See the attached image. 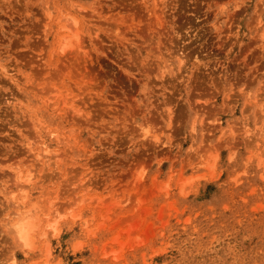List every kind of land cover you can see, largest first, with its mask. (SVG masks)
I'll return each instance as SVG.
<instances>
[{"label":"rangeland","instance_id":"374dc122","mask_svg":"<svg viewBox=\"0 0 264 264\" xmlns=\"http://www.w3.org/2000/svg\"><path fill=\"white\" fill-rule=\"evenodd\" d=\"M0 264H264V0H0Z\"/></svg>","mask_w":264,"mask_h":264},{"label":"bare ground","instance_id":"6f19581e","mask_svg":"<svg viewBox=\"0 0 264 264\" xmlns=\"http://www.w3.org/2000/svg\"><path fill=\"white\" fill-rule=\"evenodd\" d=\"M68 19L70 15L65 16ZM59 41V40H58ZM57 42V40H56ZM50 151L44 147V149L40 151H33L32 154L37 162H39L41 165L44 164V161H47V157ZM24 181H29L28 177ZM16 206L21 205L23 208H25L24 202L20 201L19 203L15 202ZM37 208L34 207L31 209L29 207V210L24 209L22 211L15 210L13 219H11V229L13 232V238H16L17 240L21 241L24 247H30L31 241L29 238V234L33 231V226L31 222L28 220L29 214L32 212H36Z\"/></svg>","mask_w":264,"mask_h":264}]
</instances>
